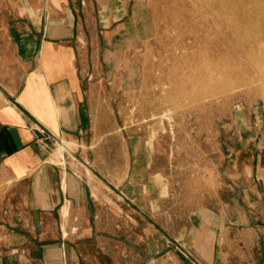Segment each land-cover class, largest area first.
I'll return each mask as SVG.
<instances>
[{"label": "rangeland", "instance_id": "374dc122", "mask_svg": "<svg viewBox=\"0 0 264 264\" xmlns=\"http://www.w3.org/2000/svg\"><path fill=\"white\" fill-rule=\"evenodd\" d=\"M67 5L51 19L79 38L74 47L98 117L96 199L104 217L116 216L115 245L100 263L204 264L190 247L200 241L192 215L219 212L221 200L229 213L245 212L244 188L264 194V0ZM78 148L63 141L53 161ZM252 256L259 257L235 251L231 261Z\"/></svg>", "mask_w": 264, "mask_h": 264}, {"label": "crops", "instance_id": "0c3cea01", "mask_svg": "<svg viewBox=\"0 0 264 264\" xmlns=\"http://www.w3.org/2000/svg\"><path fill=\"white\" fill-rule=\"evenodd\" d=\"M67 3L0 0V264H101L115 245V212L104 217L96 199L98 117L74 47L79 38L51 19ZM63 141L79 148L57 164ZM121 173L126 182L127 165ZM128 188L122 194L133 204ZM261 190L243 189L245 212L229 213L221 200L219 212L201 208L192 215L200 241L190 247L204 264H264ZM235 251L259 257L233 263Z\"/></svg>", "mask_w": 264, "mask_h": 264}, {"label": "bare ground", "instance_id": "6f19581e", "mask_svg": "<svg viewBox=\"0 0 264 264\" xmlns=\"http://www.w3.org/2000/svg\"><path fill=\"white\" fill-rule=\"evenodd\" d=\"M215 1V2H214ZM149 2V1H148ZM211 2L212 3H214V4H218L219 3V0H211ZM198 12H197V10H195L194 8L192 9V11H191V14H190V17H191V20H193L194 21V18H195V15L197 14ZM152 25V24H151ZM147 27V26H146ZM158 34V33H157ZM217 34V33H216ZM215 34V35H216ZM210 35V33H204V36L205 37H208ZM153 36V35H152ZM217 36H218V34H217ZM153 38V37H152ZM217 39H219V40H221L222 38H217ZM261 38H260V35H258L257 37H256V41H259ZM219 51H223V49H221V48H219ZM220 67V66H219ZM264 74V73H263ZM263 77L261 76V79H262ZM264 79V78H263ZM261 83V82H260ZM263 83V82H262ZM264 85V84H263ZM198 91V90H197ZM177 95V94H176ZM172 109H173V107H172ZM169 111V110H168ZM175 113V112H174ZM168 115H169V113H167ZM166 115V114H165ZM164 115V116H165ZM170 115H172L171 113H170ZM166 118V117H165ZM161 122V121H160ZM163 122V121H162ZM65 148L66 149H69L67 146H65ZM62 149H64V148H62ZM61 155V154H60ZM210 184H211V182H210Z\"/></svg>", "mask_w": 264, "mask_h": 264}, {"label": "built area", "instance_id": "2783aa9c", "mask_svg": "<svg viewBox=\"0 0 264 264\" xmlns=\"http://www.w3.org/2000/svg\"><path fill=\"white\" fill-rule=\"evenodd\" d=\"M39 134L47 137L48 139L53 136L51 133H49L46 129H40L38 130Z\"/></svg>", "mask_w": 264, "mask_h": 264}]
</instances>
